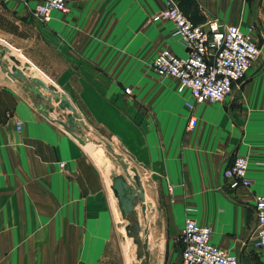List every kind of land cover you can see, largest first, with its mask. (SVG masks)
Wrapping results in <instances>:
<instances>
[{"label":"crops","instance_id":"1","mask_svg":"<svg viewBox=\"0 0 264 264\" xmlns=\"http://www.w3.org/2000/svg\"><path fill=\"white\" fill-rule=\"evenodd\" d=\"M164 1L67 0L66 13L40 22L30 12L35 0H0V20L24 27L20 39L0 29L6 54L8 46L20 52L17 66L66 96L95 147L56 121L67 111L50 101L41 113L26 83L0 71V264H120L113 239L120 220L128 223L109 185L122 171L104 142L142 187L138 220L128 214L140 227L136 258L145 241L146 264H181L180 228L191 217L239 264H264L252 205L264 194V0H174L192 22L213 17L259 44L230 94L198 102L149 66L161 48L184 53L169 20H150ZM189 116L196 124L186 130ZM98 144L116 164H103ZM235 155L247 159V187L230 188L222 176Z\"/></svg>","mask_w":264,"mask_h":264},{"label":"built area","instance_id":"2","mask_svg":"<svg viewBox=\"0 0 264 264\" xmlns=\"http://www.w3.org/2000/svg\"><path fill=\"white\" fill-rule=\"evenodd\" d=\"M5 1V0H3ZM24 4L27 0H20ZM51 11L66 13L67 0H35L30 9L33 17L47 22ZM152 21L169 20L172 34L182 45L184 53L177 55L168 48H161L151 59V68L161 77H173L180 89H186L192 99L198 101H220L236 88L244 76L245 69L256 58L259 44L250 33L242 32L238 26L224 24L216 18L194 23L180 10L174 0H165L163 7L151 15ZM129 92L127 87L123 88ZM188 109L193 105L184 103ZM196 124L189 116L185 126L191 130ZM20 122L14 123L16 131ZM62 162L59 166H62ZM247 159L235 155L222 170L230 188L250 184L246 175ZM254 240L253 245L264 250V194L253 196ZM211 229L186 217L179 233L181 264H239L235 254L215 247L209 241Z\"/></svg>","mask_w":264,"mask_h":264},{"label":"water","instance_id":"3","mask_svg":"<svg viewBox=\"0 0 264 264\" xmlns=\"http://www.w3.org/2000/svg\"><path fill=\"white\" fill-rule=\"evenodd\" d=\"M7 57L10 62H7L2 56H0V71L12 78L21 79L26 83L29 89L40 100L36 104V108L44 114L49 108L46 104L50 103V101L56 103L59 109L67 111L66 119L64 121L56 120L61 124L63 129H65L79 144L89 140L88 135L80 129L79 122L76 119L78 116L66 96L59 93L51 83H45L35 75H27L21 67L17 66V60L12 55H7ZM40 90L45 91L46 95H42ZM103 146L121 166L122 173L110 176L111 183L109 188L116 199L121 217L125 218V216L131 213L135 203L142 201V187L136 172L132 170V176L129 177L127 174V168L119 155L111 150L108 143L104 142ZM140 209L141 212H143V205ZM129 228L132 229L134 234L138 233L140 230L139 224L136 221H133L130 225L127 224L124 227L125 231ZM142 232L145 234V230ZM141 248L143 256L140 258L138 264H146L148 254L145 241L142 242Z\"/></svg>","mask_w":264,"mask_h":264},{"label":"rangeland","instance_id":"4","mask_svg":"<svg viewBox=\"0 0 264 264\" xmlns=\"http://www.w3.org/2000/svg\"><path fill=\"white\" fill-rule=\"evenodd\" d=\"M151 20V19H150ZM0 29H3V30H13L17 36H19V39L21 36H23V29L24 27H17L16 25H14L13 22H11V20L9 18H7L6 16H4L1 20H0ZM15 29V30H14ZM15 34V35H16ZM20 40H18L17 42H19ZM4 43L0 42V52H1V56L3 57V59H5L7 62H10V60L8 59L7 57V54L5 51V48H4ZM8 50L10 52V54H13L15 55V57L17 59H19V61L23 62L25 61L24 57L20 54V52H18L17 50L13 49L12 47L8 46ZM149 65V64H148ZM150 66V65H149ZM31 69H33V67L31 65H28V69L29 71H31ZM32 73V72H31ZM33 74H34V71H33ZM170 77V76H168ZM165 78V77H163ZM162 78V79H163ZM57 111H59L57 109ZM59 113V112H58ZM59 118H56L55 119H58L60 121H64L66 119V115L67 114H63L65 118L61 117L62 115L59 113ZM60 124V123H59ZM61 125V124H60ZM98 148L99 149H96V151H101L99 152L101 157H102V160H103V164H106L107 161H113L114 164L115 163V160L112 158L111 155L109 154H106V152L104 151V148L102 145H99L98 144ZM91 157V156H90ZM92 158V157H91ZM109 161V162H110ZM136 206H134V208L132 209V211L134 212V215L135 218L138 220V212L136 210ZM127 223L130 225V220L131 218L127 216H125L124 218ZM123 221L120 220V222L118 223V228L120 230V232L117 230L116 231V234L114 235V243H113V249H112V257H114V259L119 262L120 264H138L139 263V256H137L136 258V255H135V252H136V245L133 244V241H132V237H133V234H132V229L129 228L126 232H129L128 234L125 235V230L123 228ZM140 234L137 233L135 235V238L138 240L139 239V236ZM126 246V248H125Z\"/></svg>","mask_w":264,"mask_h":264},{"label":"bare ground","instance_id":"5","mask_svg":"<svg viewBox=\"0 0 264 264\" xmlns=\"http://www.w3.org/2000/svg\"><path fill=\"white\" fill-rule=\"evenodd\" d=\"M13 55V54H12ZM13 56H15V55H13ZM32 71V73H33V69H31ZM84 133H86V132H84ZM87 134V133H86ZM88 135V134H87ZM88 139L89 140H87L86 142H84V144H86L88 147H90L91 149H93V150H95L94 148V145L91 143V139H90V136L88 135ZM138 203V202H137ZM137 203H135V205L134 206H136L137 205Z\"/></svg>","mask_w":264,"mask_h":264},{"label":"trees","instance_id":"6","mask_svg":"<svg viewBox=\"0 0 264 264\" xmlns=\"http://www.w3.org/2000/svg\"><path fill=\"white\" fill-rule=\"evenodd\" d=\"M181 10V9H180ZM183 13V12H182Z\"/></svg>","mask_w":264,"mask_h":264}]
</instances>
